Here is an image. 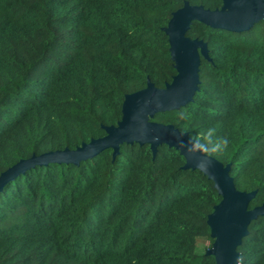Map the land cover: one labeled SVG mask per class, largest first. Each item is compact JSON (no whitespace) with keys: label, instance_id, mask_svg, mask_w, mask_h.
Masks as SVG:
<instances>
[{"label":"trees","instance_id":"trees-1","mask_svg":"<svg viewBox=\"0 0 264 264\" xmlns=\"http://www.w3.org/2000/svg\"><path fill=\"white\" fill-rule=\"evenodd\" d=\"M223 0H0V175L21 160L75 150L122 119L125 96L177 75L164 28L184 7ZM208 46L194 100L151 121L230 140L214 157L264 204V21L236 34L194 22ZM187 117L181 119V117ZM175 148L123 144L73 164L36 166L0 192V264H216L208 217L222 198ZM264 264V216L238 248Z\"/></svg>","mask_w":264,"mask_h":264},{"label":"water","instance_id":"water-1","mask_svg":"<svg viewBox=\"0 0 264 264\" xmlns=\"http://www.w3.org/2000/svg\"><path fill=\"white\" fill-rule=\"evenodd\" d=\"M262 21L264 0H223L222 8L217 10L185 3L183 8L172 14L167 27L163 29L169 39L171 59L177 71L173 81L164 89L156 88L148 81L147 88L126 95L121 121L117 126L103 127L106 132L104 137L92 139L75 150L66 148L21 160L0 175V192L19 175L36 166L80 165L106 150H112L115 159L123 144H148L154 156L160 146L167 145L184 156L186 164L183 169L199 170L190 163V156L182 150L185 142L191 138L190 134L181 132L173 125L151 121L156 114L185 107L194 100L199 90L201 57L210 60L208 46L202 40L188 38L186 34L194 22L241 34L249 32ZM231 170V164L224 165L213 157L211 168L201 171L214 183L222 198L208 217L215 241L207 255L214 257L216 264H241L238 248L248 235L250 224L259 216H264V204L250 209L256 192L239 191L231 176Z\"/></svg>","mask_w":264,"mask_h":264},{"label":"clouds","instance_id":"clouds-1","mask_svg":"<svg viewBox=\"0 0 264 264\" xmlns=\"http://www.w3.org/2000/svg\"><path fill=\"white\" fill-rule=\"evenodd\" d=\"M187 117L182 116L181 119ZM230 140L226 136H217L216 129L212 128L198 137L190 138L182 149L190 156V163L200 171L211 168L212 158L225 154L229 150Z\"/></svg>","mask_w":264,"mask_h":264},{"label":"rangeland","instance_id":"rangeland-1","mask_svg":"<svg viewBox=\"0 0 264 264\" xmlns=\"http://www.w3.org/2000/svg\"><path fill=\"white\" fill-rule=\"evenodd\" d=\"M214 239V238H213ZM215 241V240H214ZM210 245L211 242L210 241H202L200 242V244L198 245V249L202 252V251H206L208 249H210Z\"/></svg>","mask_w":264,"mask_h":264}]
</instances>
